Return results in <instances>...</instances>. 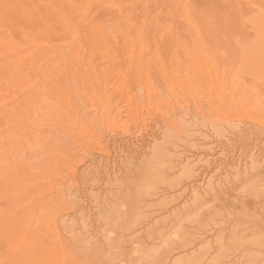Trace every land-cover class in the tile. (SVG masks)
<instances>
[{
  "label": "bare ground",
  "instance_id": "1",
  "mask_svg": "<svg viewBox=\"0 0 264 264\" xmlns=\"http://www.w3.org/2000/svg\"><path fill=\"white\" fill-rule=\"evenodd\" d=\"M202 1L0 0V264H264V0Z\"/></svg>",
  "mask_w": 264,
  "mask_h": 264
},
{
  "label": "rangeland",
  "instance_id": "2",
  "mask_svg": "<svg viewBox=\"0 0 264 264\" xmlns=\"http://www.w3.org/2000/svg\"><path fill=\"white\" fill-rule=\"evenodd\" d=\"M192 2L193 3H195L196 5H199V6H202V8L204 7V6H206V4H203V1L202 0H192ZM201 4V5H200ZM221 9L222 8H220V9H217V16H216V20H218V23H219V26H222V22L224 21L223 19L224 18H219V12L221 11ZM230 18V19H229ZM227 20H228V22L231 20V17H227ZM230 30L233 32V33H235V36H236V38H238L240 35H241V37H242V33H239V31L236 29L237 27H235L234 25H230ZM238 31V32H237ZM244 33V32H243ZM239 34V35H238ZM238 35V36H237ZM158 82V81H157ZM157 85L158 86H160V84H158L157 83ZM161 87V86H160ZM179 120H181V119H179ZM178 120V122H177V120L175 121L176 122V124H179V125H182V123L180 122ZM182 121V120H181ZM187 123H189L190 124V122H187ZM197 123H199L198 121H197ZM183 124H184V121H183ZM189 124H187V126H186V123L184 124L185 126H183L185 129L188 127V125ZM193 124V123H192ZM191 125V124H190ZM232 126V125H231ZM233 126H235V124H233ZM232 126V127H233ZM225 127V128H224ZM189 128V129H188ZM187 128V132H190L189 130H191L190 128H191V126H189ZM220 128H223L225 131L226 130H228V129H231V127H227L226 125H224L223 127H220ZM228 128V129H227ZM218 130V129H217ZM221 129H219L218 131H220ZM221 132V131H220ZM106 133H107V129H106ZM222 133L223 134H225L223 131H222ZM192 134V133H191ZM212 136H213V134H212ZM211 136V137H212ZM159 138V140H157V142L159 141L160 143H161V139H160V136L158 137ZM147 140H145V142H146ZM118 142H120V141H118ZM245 145H247V144H245ZM249 145V144H248ZM139 163L137 162V165H138ZM124 170H122L121 171V173H123L122 174V176L124 175V172H123ZM134 174H136V173H134ZM137 175V174H136ZM135 175V176H136ZM124 179H123V181L125 182L126 180H130V179H127V176H124L123 177ZM126 179V180H125ZM132 179V178H131ZM127 181V183L129 184V182ZM126 183V184H127ZM125 184V185H126ZM111 187V186H110ZM110 187H109V189H110ZM111 191H110V193L111 194H117L118 195V193H117V190L115 189V187L114 186H112L111 187V189H110ZM113 190V191H112ZM114 190H116V191H114ZM82 191V190H81ZM83 193V192H82ZM240 192H239V189H236V190H234V192L232 193V194H230V197H228L227 198V200L226 199H223V198H220L216 203H218L219 204V207H220V213L222 214L223 213V215H227V213H232V212H238L239 210H242L241 208L243 207L242 206V202L244 201V204L246 203V205H245V207H247V209H249L247 212L249 213V214H253L252 212H258V214H261L262 213V215L264 214L263 212H264V202H263V199L262 198H260V199H256L255 197H252V196H248V195H246L245 197H243V198H241L240 197V194H239ZM89 201V200H88ZM220 201V202H219ZM255 203H254V202ZM258 201V202H257ZM259 201H260V203H259ZM240 203V204H239ZM258 203V204H257ZM248 204V205H247ZM254 204V205H253ZM261 205V206H260ZM91 206V205H90ZM253 206V207H252ZM230 208V209H229ZM250 208H251V210H250ZM234 209V210H233ZM237 209V210H236ZM255 209V210H254ZM225 210V211H224ZM232 211V212H231ZM95 218H97V217H95ZM68 222H71V221H68ZM94 222H96V223H94V225L95 224H97V221H96V219H95V221ZM99 226H92V231H93V233L95 234V236H92L91 235V237H93V238H91L90 236H88V237H86L83 241H85L84 242V244H83V241H82V244L81 245H84L85 246V243H86V245L88 244V241L90 242V238H91V240L93 241L94 240V237L95 238H97V236H100V233H101V227H100V224H98ZM94 227V228H93ZM100 227V228H99ZM96 228V229H95ZM100 229V231H98ZM98 231V232H97ZM98 233V235H96ZM89 238V239H88ZM99 238H102L101 236L100 237H98L97 238V240H95L94 242H95V244H94V246L95 245H98V246H95V248H97V249H99L98 251H100V253H102V255L100 254H98L97 255V257H101V258H98V259H102L103 257H104V255L107 253L108 254V250L107 251H105L106 250V246H105V242L103 243L101 240H103V239H100L99 240ZM88 239V240H87ZM81 243V242H80ZM97 243V244H96ZM103 243V244H102ZM93 244V243H92ZM91 244V245H92ZM89 245V244H88ZM94 246H91L90 248H91V250H90V248H88L89 249V251H90V254L91 253H93V251H92V248L94 247ZM125 246V245H124ZM108 247V246H107ZM122 247V246H121ZM95 248H93V250H95ZM149 248V247H148ZM87 250V249H86ZM86 250H83V251H85L86 252ZM89 251L87 252V253H89ZM90 254H87V255H89V256H94L95 254H97V251H96V253L94 252L93 254L94 255H90ZM104 254V255H103ZM106 254V255H107ZM106 257V256H105ZM104 257V258H105ZM103 258V259H104ZM106 259V258H105ZM128 260V259H127ZM102 261V260H101ZM104 261V260H103ZM132 264H134V263H132Z\"/></svg>",
  "mask_w": 264,
  "mask_h": 264
}]
</instances>
